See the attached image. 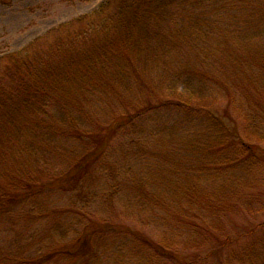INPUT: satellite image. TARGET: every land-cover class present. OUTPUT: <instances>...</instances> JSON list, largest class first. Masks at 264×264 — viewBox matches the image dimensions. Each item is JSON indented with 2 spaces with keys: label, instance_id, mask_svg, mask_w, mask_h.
Here are the masks:
<instances>
[{
  "label": "rangeland",
  "instance_id": "rangeland-1",
  "mask_svg": "<svg viewBox=\"0 0 264 264\" xmlns=\"http://www.w3.org/2000/svg\"><path fill=\"white\" fill-rule=\"evenodd\" d=\"M103 1L0 0V68ZM237 1L160 20L126 85L73 83L82 135L45 139L64 96L8 127L0 194L29 196L0 200V264H264V1Z\"/></svg>",
  "mask_w": 264,
  "mask_h": 264
},
{
  "label": "trees",
  "instance_id": "trees-1",
  "mask_svg": "<svg viewBox=\"0 0 264 264\" xmlns=\"http://www.w3.org/2000/svg\"><path fill=\"white\" fill-rule=\"evenodd\" d=\"M241 1L238 0L237 4ZM194 2L196 0H105L94 11L78 15L60 25L58 30L63 33H59L47 45L43 44L45 39L41 41L39 37L25 49L7 54L9 61L0 68V138L6 132L12 131L9 126L17 123L24 125L22 120L29 117L31 125L39 126L31 113L46 111L51 106L49 100L61 101L60 96H64V118L59 119L61 121L58 125L48 122L45 139L52 142L59 136L72 138L82 135L83 130L77 125L65 121L68 118V88L87 77L92 82L96 77H103L111 66L112 73L115 72L120 77L121 84L131 82L129 70L137 69L140 64L136 60V54L142 52L143 43L150 41L154 35L152 31L162 33L160 20L177 19L178 8L182 11L184 5L195 7ZM134 74L135 72L132 76ZM116 94L121 95L122 92ZM134 116L128 117V120ZM37 119L44 123L41 117ZM16 130L22 132L20 129ZM107 146L104 140L103 146L95 147L93 153H88L73 165H85L93 161L91 159L94 156L102 157ZM97 150H101L100 154L96 153ZM26 192H3L0 200L7 197L17 204L29 196ZM94 225L100 229L98 224ZM99 229L91 228L88 232H97ZM84 236L82 234L79 237L77 244L83 246L86 242Z\"/></svg>",
  "mask_w": 264,
  "mask_h": 264
}]
</instances>
